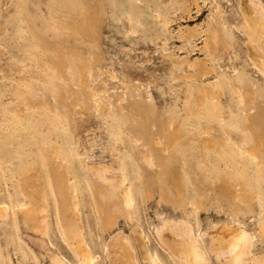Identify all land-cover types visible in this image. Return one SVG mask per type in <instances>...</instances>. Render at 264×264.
Returning a JSON list of instances; mask_svg holds the SVG:
<instances>
[{"label": "rangeland", "instance_id": "1", "mask_svg": "<svg viewBox=\"0 0 264 264\" xmlns=\"http://www.w3.org/2000/svg\"><path fill=\"white\" fill-rule=\"evenodd\" d=\"M263 230L264 0H0V264H264Z\"/></svg>", "mask_w": 264, "mask_h": 264}, {"label": "bare ground", "instance_id": "2", "mask_svg": "<svg viewBox=\"0 0 264 264\" xmlns=\"http://www.w3.org/2000/svg\"><path fill=\"white\" fill-rule=\"evenodd\" d=\"M212 39L215 41V42H217L218 41V38H217V36L214 34L213 36H212ZM206 44H208V42H206ZM127 193V192H126ZM126 195V194H125ZM127 198H128V196H127ZM126 199V198H125ZM129 201V200H128ZM131 202V201H130ZM29 206V205H28ZM27 206V207H28ZM23 207H24V205H23ZM31 207V206H30ZM29 208V207H28ZM28 208H26V209H28ZM75 211H76V209H75ZM75 211H74V213H75ZM76 214L77 213H75L74 215L76 216ZM104 215H105V221H106V223L107 224H112L113 222H114V216L112 215V214H110L109 212H105L104 211V213H103ZM163 229V228H162ZM66 231L72 236V239H73V237L74 236H76V230H75V226L74 225H69L68 227H66ZM263 232H264V230H263ZM238 233V232H237ZM81 234V233H80ZM75 239V238H74ZM78 242V241H77ZM121 242H122V240H121ZM79 243V242H78ZM122 243H120V241H119V239L118 240H116V245L117 246H119V245H121ZM174 245H176V247H177V250H178V252L179 253H181V254H183L184 255V257H186V259H187V257L189 256V254H187L183 249H181V246L183 247V245H181V243H180V241H178L177 242V240L174 242ZM189 245V244H188ZM238 245V244H237ZM248 245V244H247ZM84 246V245H83ZM82 245H80L78 248V250L79 251H81V252H85V254L84 255H82V256H85L86 255V252H88L86 249H85V247H83ZM144 246V245H143ZM127 247V246H126ZM173 247V246H172ZM171 247V248H172ZM126 250V249H125ZM124 251V250H123ZM241 252V251H240ZM124 253V252H123ZM148 253V252H147ZM245 253V252H244ZM91 256V255H90ZM192 259L190 260V263L189 264H201V260H200V256H199V253H198V250H196V251H194L193 253H192ZM82 258H84V257H82ZM94 260V259H93ZM88 261H89V259H88ZM120 262V261H119ZM153 262H155V261H153ZM124 262H122V264H123ZM126 263V262H125ZM89 264H90V261H89ZM116 264V263H115ZM121 264V263H120ZM127 264V263H126ZM128 264H133L132 262H130V263H128ZM236 264V263H235Z\"/></svg>", "mask_w": 264, "mask_h": 264}, {"label": "crops", "instance_id": "3", "mask_svg": "<svg viewBox=\"0 0 264 264\" xmlns=\"http://www.w3.org/2000/svg\"><path fill=\"white\" fill-rule=\"evenodd\" d=\"M186 233H184V235H185ZM186 236V235H185Z\"/></svg>", "mask_w": 264, "mask_h": 264}]
</instances>
